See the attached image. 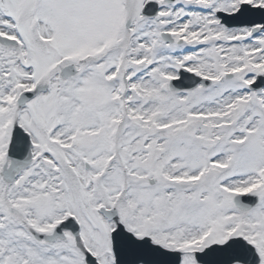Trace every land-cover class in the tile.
I'll return each mask as SVG.
<instances>
[{
    "label": "snow or ice",
    "instance_id": "1",
    "mask_svg": "<svg viewBox=\"0 0 264 264\" xmlns=\"http://www.w3.org/2000/svg\"><path fill=\"white\" fill-rule=\"evenodd\" d=\"M0 264H264V0H0Z\"/></svg>",
    "mask_w": 264,
    "mask_h": 264
}]
</instances>
